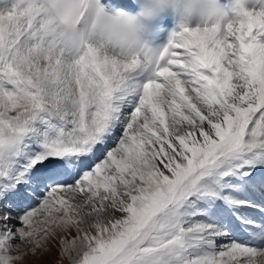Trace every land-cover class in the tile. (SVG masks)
I'll list each match as a JSON object with an SVG mask.
<instances>
[{
	"label": "snow or ice",
	"instance_id": "snow-or-ice-1",
	"mask_svg": "<svg viewBox=\"0 0 264 264\" xmlns=\"http://www.w3.org/2000/svg\"><path fill=\"white\" fill-rule=\"evenodd\" d=\"M90 7L0 0V264H264V0L147 69L75 43Z\"/></svg>",
	"mask_w": 264,
	"mask_h": 264
},
{
	"label": "clouds",
	"instance_id": "clouds-1",
	"mask_svg": "<svg viewBox=\"0 0 264 264\" xmlns=\"http://www.w3.org/2000/svg\"><path fill=\"white\" fill-rule=\"evenodd\" d=\"M134 10L103 11L90 7L76 27L77 45L101 53H117L123 60H137L145 69L158 62L160 37L188 29L210 28L228 21L239 0H131ZM170 22L171 27L165 28Z\"/></svg>",
	"mask_w": 264,
	"mask_h": 264
}]
</instances>
